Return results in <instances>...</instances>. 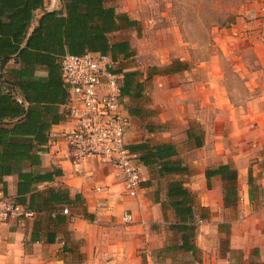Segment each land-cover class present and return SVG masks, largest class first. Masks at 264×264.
I'll use <instances>...</instances> for the list:
<instances>
[{"label":"crops","instance_id":"crops-1","mask_svg":"<svg viewBox=\"0 0 264 264\" xmlns=\"http://www.w3.org/2000/svg\"><path fill=\"white\" fill-rule=\"evenodd\" d=\"M249 1L232 30H221L245 37L260 66V83L253 72L244 77L238 106L215 56L194 62L175 55L182 40L163 52L139 39L125 0H106L137 21L117 20L119 29L104 40L128 46L106 55L123 85L125 140L141 173L135 198L112 163L77 160L66 139L73 123L61 58L101 52L73 54L63 36L60 51L29 50L38 58L31 68L16 57L6 64L4 81L19 101V83L35 86L36 107L27 124L21 116L0 123V197L35 214L0 227V264H264V0ZM44 2L31 31L44 12H66L63 0ZM217 44L227 50L233 43L219 36ZM51 83L56 88L43 89ZM19 120L21 131L12 130Z\"/></svg>","mask_w":264,"mask_h":264},{"label":"trees","instance_id":"trees-1","mask_svg":"<svg viewBox=\"0 0 264 264\" xmlns=\"http://www.w3.org/2000/svg\"><path fill=\"white\" fill-rule=\"evenodd\" d=\"M66 2L65 11L44 12L38 19V25L31 31L36 19V12L44 10V0H0V123L6 118L22 117L24 123L30 121L33 115L32 107H36L31 94L35 92L30 84L27 87L18 84L23 100L19 101L9 83L4 81L5 66L12 58L25 60L31 68L38 61L37 56L29 54V50L60 51L61 38L64 36L68 49L73 54H81L87 47L90 51L106 55L110 50L118 49L124 52L127 45H119L115 49L105 45L106 35L119 29V22L134 27L137 21L127 15H118L115 9L105 5L106 0H63ZM66 13V16H65ZM87 40L88 43H84ZM30 61V62H28ZM52 64V57L47 62ZM175 64V63H174ZM173 66V65H172ZM177 66L172 67V73L177 72ZM32 71H30V74ZM25 78L24 74H19ZM40 88V87H39ZM49 88H56L54 83ZM123 92V85H122ZM27 107H29L27 109ZM21 120L14 123L12 130L21 131ZM0 130H5L0 128ZM223 167L215 173L223 174Z\"/></svg>","mask_w":264,"mask_h":264},{"label":"built area","instance_id":"built-area-1","mask_svg":"<svg viewBox=\"0 0 264 264\" xmlns=\"http://www.w3.org/2000/svg\"><path fill=\"white\" fill-rule=\"evenodd\" d=\"M113 69L114 61L109 55L67 53L62 56L60 70L73 123V130L66 134V139L77 160L96 158L112 163L124 176V193L135 198L141 186V173L125 140L122 85ZM34 214L25 205L0 197V227ZM131 221L132 216L125 214L124 222Z\"/></svg>","mask_w":264,"mask_h":264},{"label":"rangeland","instance_id":"rangeland-1","mask_svg":"<svg viewBox=\"0 0 264 264\" xmlns=\"http://www.w3.org/2000/svg\"><path fill=\"white\" fill-rule=\"evenodd\" d=\"M262 1L256 0L254 4L261 5ZM125 4L130 17L138 21L139 39L152 41L163 52L172 50L176 42L182 40L185 47L177 48L173 53L184 52L194 62L215 56L220 63L224 85L238 106L246 98L244 77L248 78V72H253L255 82L260 83V66L248 47V40L245 37L229 39V34L221 32L232 30L238 18L248 10L249 0H125ZM219 36L233 43L229 49L219 48ZM260 92L259 86L256 87L253 96H259Z\"/></svg>","mask_w":264,"mask_h":264}]
</instances>
